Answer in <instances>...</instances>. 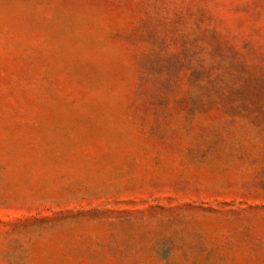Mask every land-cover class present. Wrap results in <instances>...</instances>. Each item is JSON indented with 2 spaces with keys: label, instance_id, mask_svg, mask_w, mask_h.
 I'll list each match as a JSON object with an SVG mask.
<instances>
[{
  "label": "rangeland",
  "instance_id": "1",
  "mask_svg": "<svg viewBox=\"0 0 264 264\" xmlns=\"http://www.w3.org/2000/svg\"><path fill=\"white\" fill-rule=\"evenodd\" d=\"M0 264H264V0H0Z\"/></svg>",
  "mask_w": 264,
  "mask_h": 264
}]
</instances>
